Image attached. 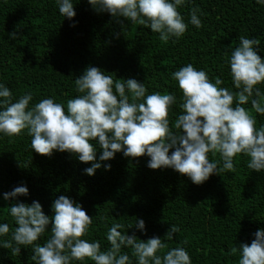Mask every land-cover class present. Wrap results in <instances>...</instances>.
I'll list each match as a JSON object with an SVG mask.
<instances>
[{"label":"trees","instance_id":"obj_1","mask_svg":"<svg viewBox=\"0 0 264 264\" xmlns=\"http://www.w3.org/2000/svg\"><path fill=\"white\" fill-rule=\"evenodd\" d=\"M71 2L75 16L69 20L59 13L58 0H0V84L12 92V102L31 92L29 109L52 98L67 111V101L80 95L75 79L92 66L115 79H135L144 84L146 95H174L169 119L170 128L178 132L174 123L182 114V93L172 78L174 72L192 64L213 83L219 77L224 81L220 87L235 92L229 60L240 37L257 39L255 51L264 60V5L256 0H185L178 11L187 30L167 43L150 28L100 12L87 0ZM192 8L200 10L197 15L203 26L199 29L190 23ZM11 33H16V39L9 38ZM258 87L264 95V83ZM243 107L256 119L257 129L264 126V115L255 113L251 101ZM31 139L27 130L13 138L0 133V224L7 223L10 229L16 227L9 211L12 205L38 201L44 214L53 217L54 201L66 196L93 218L83 238L99 241L101 251L109 250L107 232L120 223L122 233L134 234L142 242L157 237L167 244L157 255L183 247L192 264H238L239 251L232 255L231 249L250 245L256 231H264V171L249 169V158L243 154L234 158L236 171L229 173L219 170L223 166L219 154L209 153V160L218 162L217 174L195 185L171 168L149 169L147 155L132 159L118 152L111 160L99 161L102 150L96 141L92 143L101 167L88 176L85 169L90 163H81L68 152L38 155ZM105 165L110 169L105 170ZM20 186L28 189L27 196L4 199V194ZM139 220L144 221L143 231L136 227ZM172 226L179 232L168 240L165 235ZM51 228L50 220L36 243L43 246ZM10 238L11 232L0 242ZM20 247L19 255H13L0 246V264H37L32 246ZM131 252L128 247L121 249L131 264H138Z\"/></svg>","mask_w":264,"mask_h":264},{"label":"clouds","instance_id":"obj_2","mask_svg":"<svg viewBox=\"0 0 264 264\" xmlns=\"http://www.w3.org/2000/svg\"><path fill=\"white\" fill-rule=\"evenodd\" d=\"M100 12L120 17L133 24L150 28L159 33L162 42L181 38L188 25L178 8L185 0H87ZM264 5V0H256ZM59 13L71 20L75 16L71 0H58ZM198 8L190 10V23L197 29L202 21ZM119 21V19H118ZM16 39V33L9 34ZM257 39L240 37V45L230 56L229 66L235 92L219 77L213 83L208 74L192 64L183 66L172 74L182 93V109L170 128V112L176 103L172 94L159 92L147 94L144 84L135 79H115L97 67L89 66L74 83L78 95L67 101V111L62 103L52 98L42 99L29 109L33 99L31 92L12 102V92L0 84V133L9 138L20 137L25 130L31 139L35 153L50 157L53 151L68 152L81 163L91 164L85 169L88 176L101 167L96 162V141L102 150L99 161H108L118 152L128 158L150 157L148 168H171L187 176L195 185H202L217 174L218 162L209 160V153L219 154L223 161L220 171L235 172L234 158L243 154L248 157V168L264 171V126L257 129V121L243 105L251 101L255 113L264 115V95L258 85L264 83V60L255 51ZM130 94V95H129ZM255 97V98H253ZM170 149H174L169 155ZM111 165H105L109 170ZM28 189L20 186L4 194L8 200L27 196ZM54 216H46L38 201L31 205L14 204L9 208L16 227L0 224V237L11 232V238L0 242L4 249L19 255L20 246H32L37 264H72L85 260L95 264H131L128 254H121L122 247L131 248L138 264H192L183 247L168 250L160 238L142 242L122 233L124 226L112 225L106 238L110 244L101 251L99 241L89 242L83 237L89 234L93 218L78 204L66 196H60L52 205ZM52 223L50 238L41 246L36 243ZM136 227L143 231L144 221ZM179 228L172 226L165 238L173 239ZM186 243V241H185ZM239 251L238 264H264V231L257 230L250 245L233 247L232 255Z\"/></svg>","mask_w":264,"mask_h":264}]
</instances>
